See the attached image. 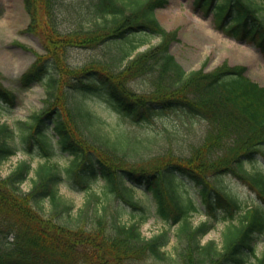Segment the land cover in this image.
Wrapping results in <instances>:
<instances>
[{
  "label": "trees",
  "instance_id": "16d2710c",
  "mask_svg": "<svg viewBox=\"0 0 264 264\" xmlns=\"http://www.w3.org/2000/svg\"><path fill=\"white\" fill-rule=\"evenodd\" d=\"M167 3L24 0L30 18L25 30L38 37L43 52L35 53L20 86L38 83L44 96L41 109L23 125L27 131L20 144L43 161L27 192L20 183L31 168L29 161L19 160L0 177V264H140L146 258H169L174 264H246L249 256L256 258L255 264H264V252L257 256L254 244L264 233V172L244 168L264 145V86L248 78L239 65L186 72L169 49L176 31L165 30L155 15ZM194 3L205 14L212 12L216 28L224 34L251 41L264 53L263 6L254 0ZM152 34L159 35V42L133 53ZM75 48L98 52L76 65L69 61ZM141 76L151 82L149 91L142 93L128 85ZM92 98L132 124L149 123L174 110L187 119L203 118L207 132L187 152L168 149L144 157L138 149L151 139L127 129H106L89 105ZM16 103V95L0 82V113ZM17 147L14 129L0 123V163ZM56 149L71 155L63 170L50 160ZM135 154L138 158H132ZM225 172L239 174L259 203L244 209L220 184ZM64 176L82 188L101 178L104 191L142 215L145 209L135 189L150 192L155 214L164 222L179 223L182 246L175 257L162 249L169 238L166 229L145 238L138 221L118 220L119 205L110 217L104 207L86 214L87 203L74 215L57 189ZM185 178L196 188L207 217L196 226L189 216L198 203L183 191ZM44 202L48 215L42 212ZM214 220L228 222L220 246L212 239L199 240Z\"/></svg>",
  "mask_w": 264,
  "mask_h": 264
},
{
  "label": "rangeland",
  "instance_id": "374dc122",
  "mask_svg": "<svg viewBox=\"0 0 264 264\" xmlns=\"http://www.w3.org/2000/svg\"><path fill=\"white\" fill-rule=\"evenodd\" d=\"M254 3L264 7V0H254ZM155 15L166 30L176 31L177 38L171 42L169 49L186 72L197 69L210 72L223 63L232 67L239 65L246 68L244 73L247 77L264 86V53L252 42L238 41L225 35L216 28L212 12L205 14L195 5L194 0H169L165 6L155 10ZM29 21L24 0H0V82L17 98V103L12 108L2 110L0 123L6 122L14 129L15 142L18 146L13 154L0 163V177L6 176L19 160L29 161L31 168L20 184L23 192L31 188L32 180L35 178V168L43 161V158L36 153H26L20 144L21 134L27 131L23 125L31 119L32 113L41 109L44 96L43 89L38 83L28 87L20 86V77L30 68L35 53L43 52L38 37L25 30ZM159 40L158 35H149L144 44L138 46L133 53L153 46ZM97 52L98 49H71L69 61L78 65ZM128 85L140 93L151 88V82L146 76L132 79ZM88 102L102 117L106 129H127L141 138L151 139L147 146L138 149V153L144 157L168 149L179 153L187 152L191 145L202 141L208 128V123L203 118L187 119L184 114L182 116L179 111L174 110L154 116L149 123L132 124L118 117L103 103L93 98L88 99ZM137 155H133L132 158H138ZM50 160L63 170L70 164L71 155L56 149ZM244 168L247 171L264 172V145L262 152L252 161L244 163ZM219 180L224 190L239 200L244 208L259 203L255 190L239 174L225 172L219 176ZM182 187L183 191L198 203L197 209L189 216L190 224L196 226L207 218L206 214L199 202L196 188L191 182L186 178L183 179ZM57 189L59 194L72 205L71 212L74 215L87 203L84 208L86 214L92 209L104 207L105 214L110 217L119 205L118 220L127 224L139 221L142 236L145 238L166 229L169 239L163 250L171 257H175L177 249L182 246L179 239V223L170 224L158 218L150 193L142 187L135 189V197L145 209L143 215L140 210L132 209L111 193L104 191L101 178L91 180L84 189L73 179L64 176L57 184ZM48 209V204L44 202L42 212L45 215L49 214ZM233 222L236 223V219ZM227 224L228 222L222 220L212 221L207 231L199 237L200 242L212 239L218 246L222 245L223 230ZM254 244L256 255L261 256L264 252V233L256 238ZM255 262L256 258L249 256L246 264H255ZM140 264L174 263H171L169 258L164 261L146 258Z\"/></svg>",
  "mask_w": 264,
  "mask_h": 264
}]
</instances>
